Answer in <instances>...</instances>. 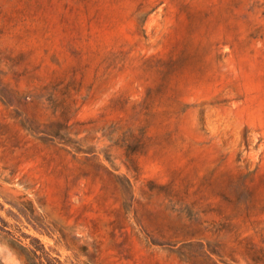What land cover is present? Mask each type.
<instances>
[{
    "label": "rangeland",
    "instance_id": "rangeland-1",
    "mask_svg": "<svg viewBox=\"0 0 264 264\" xmlns=\"http://www.w3.org/2000/svg\"><path fill=\"white\" fill-rule=\"evenodd\" d=\"M28 262L264 264V0H0V264Z\"/></svg>",
    "mask_w": 264,
    "mask_h": 264
},
{
    "label": "trees",
    "instance_id": "trees-1",
    "mask_svg": "<svg viewBox=\"0 0 264 264\" xmlns=\"http://www.w3.org/2000/svg\"><path fill=\"white\" fill-rule=\"evenodd\" d=\"M49 135H50V136L57 137L56 133H50ZM132 162H133V163H132L131 166H132V168H134L133 166H134V164H135V161H132ZM13 206H14L15 208L18 209L19 213H21V214H23V215L25 214L24 211H23L22 209L16 207L15 205H13ZM31 210H32V209H31ZM33 210H34V204H33ZM15 241H16V240H15ZM17 244H18V243H17ZM19 246H21L22 248H24V246H22V245H20V244H19ZM33 254L35 255V258H38V256L36 255V253L33 252ZM27 264H31V263L28 262ZM40 264H43V263L41 262Z\"/></svg>",
    "mask_w": 264,
    "mask_h": 264
}]
</instances>
